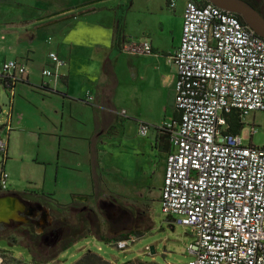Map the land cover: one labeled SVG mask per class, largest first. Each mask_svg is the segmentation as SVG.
<instances>
[{
  "label": "crops",
  "instance_id": "crops-1",
  "mask_svg": "<svg viewBox=\"0 0 264 264\" xmlns=\"http://www.w3.org/2000/svg\"><path fill=\"white\" fill-rule=\"evenodd\" d=\"M10 1L21 6L17 0ZM50 1L52 4L48 6L51 7L44 10V18L38 20L36 29L47 37L50 53H55L65 64L57 66L49 58L46 65L52 69L53 76H44L42 84H47L53 93H39L41 103L36 104L42 120L38 124L39 131H21L22 121L18 117L15 125L12 118L11 124L0 129V136L4 134L8 140L5 171L8 173L9 168V182L10 179L12 182L9 186L12 192L0 191V204L10 201L4 200L7 197H15L22 203V213L28 208L27 202L34 198L24 197L23 193H36L39 198L59 204L57 185L54 190H46L47 184L52 180L60 184L73 172L83 174L84 180L81 184L71 183L67 188L70 197L67 205L77 202L84 210L95 201L106 204L112 192L107 194V152L100 148L106 147L133 123L138 133L140 125L153 131L154 149L164 156L165 175L168 154L162 146L157 147L158 128L180 117L175 107L177 69L171 58L180 46L184 11L190 0H104L91 7L84 6L97 0ZM33 21L37 20L22 18L11 24L16 27L10 33L13 42L9 47H0L1 67L12 60L27 65L13 59L26 54L30 61L32 47L21 49L20 46L27 42L32 44L38 38L29 29ZM146 43L153 49L151 54L125 50L127 45ZM25 77L31 90L37 87L31 82L28 70ZM18 86L12 92L17 91ZM11 132L19 134L16 140L24 152L20 158L12 153ZM69 138L84 144H63V140ZM56 139L57 142L53 141ZM62 151L77 159L63 162ZM93 172L99 181L95 194ZM24 180L28 184L35 183L32 185L42 184V193L22 190L20 185Z\"/></svg>",
  "mask_w": 264,
  "mask_h": 264
},
{
  "label": "built area",
  "instance_id": "built-area-1",
  "mask_svg": "<svg viewBox=\"0 0 264 264\" xmlns=\"http://www.w3.org/2000/svg\"><path fill=\"white\" fill-rule=\"evenodd\" d=\"M125 50L153 52L149 43ZM49 58L57 66L65 64L55 53ZM171 62L177 69L180 117L159 128L169 133L172 147L160 190L162 212L191 230L189 264H264V145L245 146L239 133L230 132L229 122L233 113L242 121L264 113V39L236 15L190 0ZM26 73V65L16 60L2 66V74ZM43 75L53 76L52 69ZM251 128L253 136L257 126ZM148 132V126L140 125L141 136ZM7 151L0 136L1 192L9 188ZM134 242L115 247L125 251Z\"/></svg>",
  "mask_w": 264,
  "mask_h": 264
},
{
  "label": "rangeland",
  "instance_id": "rangeland-1",
  "mask_svg": "<svg viewBox=\"0 0 264 264\" xmlns=\"http://www.w3.org/2000/svg\"><path fill=\"white\" fill-rule=\"evenodd\" d=\"M0 1V30L3 29L0 34V47H7L13 42L10 33L16 27L11 24L22 18L37 20L32 22L29 29L32 33L37 34L38 38L32 44L27 42L20 46L21 49L32 47L29 53L30 61H27V54L13 59L17 58L27 64L31 82L40 86L45 80L43 71L47 68L50 45L47 37L43 35V31H40V34L36 27L38 26V20L44 18V10L51 7L48 5H51L52 2L50 0H17L16 2L21 4V6H17L16 3L10 0ZM1 36L4 38H1ZM1 73L2 67L0 66ZM32 90L27 84L21 83L17 91L11 92L6 90L0 83V129L11 124L12 118H14L15 125L18 117L22 121L21 131L28 133L30 130L33 132L39 131L38 124L42 120L36 109L37 105L39 106L41 103V96L39 95L41 91L36 90L35 87H32ZM242 124V129L239 132L242 143L245 146L252 143L256 147H262L264 145V113H252L243 119ZM252 125L257 126L256 133L253 136L251 135ZM65 129L70 130L68 124L65 125ZM75 130L73 134H75ZM14 133L16 132H11V149L12 153L20 158L24 152L16 140L19 134ZM1 137L8 143L4 134H1ZM53 141L57 142V139ZM68 142L71 145L75 143L84 144L83 141L74 140L73 138L63 140V144ZM105 146L101 147L100 151L106 150L107 152L105 158V164L107 170H109L107 171L109 182L107 194L109 195V192H112L107 197L108 199L110 197V199L106 204L94 200L92 207H86L83 210V207L79 208L77 202H75L72 204V208H67L68 211L64 210L63 206L59 204H68L70 197L66 193L67 188L71 183L81 184L84 180L82 178L83 174L73 172L68 174V178L62 179L60 184L53 183V180L52 183L47 184L46 190H54V186L57 185L55 190L57 191L56 199H59L57 200L59 204L34 197L35 199L33 198L30 202L34 211L29 212V218L37 219L41 225L48 224L49 221L55 219L60 222L66 219L79 228L80 219H84L85 216L89 222L87 227L90 228L92 223L89 216L93 215L100 223V232L107 235V238L112 239L114 236L111 237L110 235L118 236L125 229L124 223L128 216L135 213L140 219L141 212H146V215L149 214L151 229L146 232L143 238L134 239L135 242L125 251L118 250L114 246L115 243H106L99 240L94 234L87 233L74 246L62 253L54 264H76L87 252L101 257L110 264H189L193 260L189 253V247L193 243L191 230L174 224L172 219L166 217L161 209L160 190L164 180V156L154 149L153 131H149V135L143 137L138 133L137 125L133 123L119 137L113 138ZM161 146L163 147L161 149L165 151L168 144L164 143ZM64 153L65 151H62L63 162H68L72 158L77 159V156L71 153L66 155ZM54 156L55 158L58 156L57 149L54 151ZM52 168L55 169V166ZM7 171L9 175V168ZM29 173H31L30 170ZM11 183L10 179L9 186H11ZM32 184H28L24 180L20 186L22 190L42 193V184ZM8 189L10 190V187ZM10 192L12 191L10 190ZM35 201L39 203L35 204ZM130 212L131 214H129ZM139 219L137 222H139ZM26 220L28 222V217H26ZM91 229L95 233L96 227L92 225ZM36 233L40 234L41 230L37 228ZM2 250L10 254L15 260L29 261V254L24 248L10 246L6 239H0V251Z\"/></svg>",
  "mask_w": 264,
  "mask_h": 264
},
{
  "label": "trees",
  "instance_id": "trees-1",
  "mask_svg": "<svg viewBox=\"0 0 264 264\" xmlns=\"http://www.w3.org/2000/svg\"><path fill=\"white\" fill-rule=\"evenodd\" d=\"M201 6L209 3L206 0H194ZM242 22L240 16L236 15ZM244 23V22H243ZM245 24V23H244ZM0 83L1 85L9 91H13L18 84L26 83L29 84L27 79H24L22 76H9L6 74H0ZM36 90L39 91H53L47 86V84H42L40 86L35 87ZM230 132L233 134H238L242 129V118L238 113H233L230 116ZM159 139L157 142V147H161L162 144L167 143L168 146L165 148V153L170 154L172 147L170 144V136L169 133L163 129L158 128ZM98 172V171H97ZM96 173L93 172V188L94 194L98 192L99 189V181L98 176H95ZM24 197H38L36 193H23ZM73 203L70 205L63 206L64 210L68 211L67 208H72ZM61 206V205H60ZM69 206V207H68ZM142 215L139 219L135 215V213L131 212L130 216L126 218L124 223V230L121 231L118 236L110 235L112 239L107 238V235H104L100 232V223L97 219L92 215L89 217L91 221V226L96 227L95 233L93 230L88 228V219L87 217H83L84 219H80L79 228L72 225L69 220H64L60 225L57 221H54V225L45 229L44 234H37L36 229L32 223H30V219H28V223H24L18 225L16 223L13 224H5L0 225V239H6L10 246H21L24 248L29 254V261H18L10 256L6 251H0V260H2V264H54L55 261L59 259L62 253L66 252L75 243L81 240L84 235L87 233L94 234L99 240L104 241L106 243H117L122 241H130L131 239L139 240L143 238L147 231L151 229L149 214L146 215V212H141ZM147 217H145V216ZM139 219V222H137ZM146 221V223H144ZM60 233V236L57 237V240L54 243H45L44 238L47 233ZM76 264H110L104 261L101 257L92 254L91 252H87Z\"/></svg>",
  "mask_w": 264,
  "mask_h": 264
},
{
  "label": "water",
  "instance_id": "water-1",
  "mask_svg": "<svg viewBox=\"0 0 264 264\" xmlns=\"http://www.w3.org/2000/svg\"><path fill=\"white\" fill-rule=\"evenodd\" d=\"M103 1L104 0H97L85 5L84 7H91ZM206 1H208L210 4H213L214 6L218 7L219 9L225 12H229L231 14L240 16L243 22L255 33L256 36L264 39V18L248 2L244 0H206ZM5 199L10 200V202H12V204L14 205L22 204L15 197H7ZM26 216H27L26 213H22V211H18V213H16V217L14 218L9 217L7 220L5 219L0 220V224H9L13 221L24 223L27 222Z\"/></svg>",
  "mask_w": 264,
  "mask_h": 264
},
{
  "label": "flooded vegetation",
  "instance_id": "flooded-vegetation-1",
  "mask_svg": "<svg viewBox=\"0 0 264 264\" xmlns=\"http://www.w3.org/2000/svg\"><path fill=\"white\" fill-rule=\"evenodd\" d=\"M244 1H246V2H248L253 8H255L260 14H261V16L264 18V0H244ZM35 204H37V203H39V202H34ZM27 206H28V208L26 209V211L25 212H23V213H26L27 214V216L26 217H28V219H30L29 218V212L30 211H34V208L32 207V205L30 204V203H28L27 202ZM92 214V213H91ZM92 216V215H91ZM91 216H89V217H91ZM30 223H32L33 225H34V227L35 228H38L39 230H41V233L40 234H44V231H45V229H47L48 227H50V226H52V224L54 225V221H57L58 222V224L60 225V223H62V222H60V221H58V220H53V221H49L48 222V224H39V221L37 220V219H30ZM13 223H16V224H18V225H21V224H24V223H28V222H17V221H13V222H11V223H9V224H13ZM0 225H5V224H0ZM58 236H60V233L58 232V233H51L50 234V232L49 233H47V235L45 236V238H44V242L45 243H54L56 240H57V237Z\"/></svg>",
  "mask_w": 264,
  "mask_h": 264
},
{
  "label": "bare ground",
  "instance_id": "bare-ground-1",
  "mask_svg": "<svg viewBox=\"0 0 264 264\" xmlns=\"http://www.w3.org/2000/svg\"><path fill=\"white\" fill-rule=\"evenodd\" d=\"M6 200V199H5ZM3 201V200H2ZM21 204H12V202L8 201L5 205L0 204V220H7L9 217H16L17 211L24 210L23 206L20 207ZM21 209V210H20Z\"/></svg>",
  "mask_w": 264,
  "mask_h": 264
}]
</instances>
